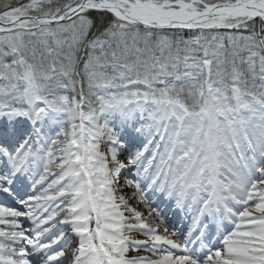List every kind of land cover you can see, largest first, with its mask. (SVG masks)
I'll return each instance as SVG.
<instances>
[{
	"label": "snow or ice",
	"instance_id": "obj_1",
	"mask_svg": "<svg viewBox=\"0 0 264 264\" xmlns=\"http://www.w3.org/2000/svg\"><path fill=\"white\" fill-rule=\"evenodd\" d=\"M0 264H264V0H0Z\"/></svg>",
	"mask_w": 264,
	"mask_h": 264
}]
</instances>
